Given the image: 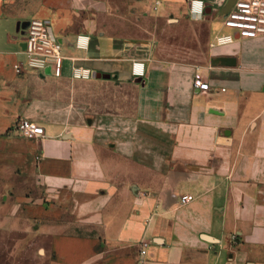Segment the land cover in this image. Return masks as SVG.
<instances>
[{
	"label": "crops",
	"instance_id": "1",
	"mask_svg": "<svg viewBox=\"0 0 264 264\" xmlns=\"http://www.w3.org/2000/svg\"><path fill=\"white\" fill-rule=\"evenodd\" d=\"M192 1L0 0V234L50 264H264V37L212 47L228 0ZM34 19L61 78L16 71Z\"/></svg>",
	"mask_w": 264,
	"mask_h": 264
},
{
	"label": "built area",
	"instance_id": "2",
	"mask_svg": "<svg viewBox=\"0 0 264 264\" xmlns=\"http://www.w3.org/2000/svg\"><path fill=\"white\" fill-rule=\"evenodd\" d=\"M159 4V2H157ZM207 5L202 0L191 2L190 14L195 20L206 16ZM223 28L227 31L215 36L212 47H225L238 39L253 40L264 37V0H237L231 11L223 16ZM26 62L20 64L16 71L22 73L24 68L37 73L61 78L63 75L64 55L63 45L53 32L50 24L40 19L30 21L25 28ZM88 38H79L78 48L86 49ZM133 75L143 78L146 75V66L143 61L133 63ZM72 78L76 80H91L94 73L83 67L72 70ZM194 89L209 91L210 87L200 79L194 81ZM15 130L28 139H35L44 135V129L28 120H21ZM187 197L182 199L185 203ZM145 254V251H142Z\"/></svg>",
	"mask_w": 264,
	"mask_h": 264
},
{
	"label": "rangeland",
	"instance_id": "3",
	"mask_svg": "<svg viewBox=\"0 0 264 264\" xmlns=\"http://www.w3.org/2000/svg\"><path fill=\"white\" fill-rule=\"evenodd\" d=\"M22 239L19 233L0 234V264H50L45 249L31 238L17 246Z\"/></svg>",
	"mask_w": 264,
	"mask_h": 264
},
{
	"label": "water",
	"instance_id": "4",
	"mask_svg": "<svg viewBox=\"0 0 264 264\" xmlns=\"http://www.w3.org/2000/svg\"><path fill=\"white\" fill-rule=\"evenodd\" d=\"M236 1L237 0H228L226 5L222 8V10L220 12V16L223 17L226 14H228L231 11V9L234 6V4L236 3ZM207 12H210V11L207 10ZM218 61H221L224 64H230L231 63L230 59H225V58H222V59H220ZM94 78H100V76L97 77L96 75H94ZM138 82H141V78H138Z\"/></svg>",
	"mask_w": 264,
	"mask_h": 264
}]
</instances>
